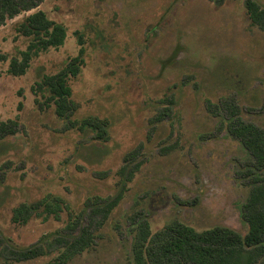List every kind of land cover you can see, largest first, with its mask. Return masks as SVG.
Here are the masks:
<instances>
[{
    "label": "rangeland",
    "instance_id": "374dc122",
    "mask_svg": "<svg viewBox=\"0 0 264 264\" xmlns=\"http://www.w3.org/2000/svg\"><path fill=\"white\" fill-rule=\"evenodd\" d=\"M245 1L44 0L0 25V56L7 57L0 61V122L19 124L0 141V264L13 250L76 237L91 218L88 199H112L123 186L103 225L91 218L94 245L67 264H134L138 223L130 218L137 212L152 236L175 221L198 232L225 227L247 234L241 209L251 185L242 175L253 169V158L228 133L225 107L237 102L242 120L264 129V29L251 23ZM254 1L264 9V0ZM39 10L65 27L66 41L34 58L24 76H11L9 61L29 42L16 27ZM79 35L85 65L69 82L77 106L71 120L108 121L105 142L90 129L69 128L53 106L40 109L32 92L77 55ZM44 96L38 94L39 102ZM173 98L171 107L166 102ZM207 101L218 106V116ZM169 106L171 119L151 124ZM141 144L143 164L127 182L118 172L132 169L124 158ZM254 172L264 177V169ZM48 194L70 207L59 221L12 223L16 207ZM70 212H83L73 233L65 229ZM54 245L47 256L21 264H49L61 252Z\"/></svg>",
    "mask_w": 264,
    "mask_h": 264
},
{
    "label": "trees",
    "instance_id": "16d2710c",
    "mask_svg": "<svg viewBox=\"0 0 264 264\" xmlns=\"http://www.w3.org/2000/svg\"><path fill=\"white\" fill-rule=\"evenodd\" d=\"M44 0H0V25L7 20L14 19L23 12L31 11L38 7ZM245 9L251 23L264 29V9L254 0L245 1ZM18 36L29 39L26 49L20 52V57H13L9 61L7 73L14 77L26 74L34 58L49 49H58L64 45L67 33L64 26L50 20L46 14L39 10L25 17L16 27ZM79 50L75 57L71 58L67 65L54 75H45L41 81L32 87L36 96L35 103L40 109L54 107L58 118L66 120L69 128L83 133L90 129L95 133L99 141H107L108 121L99 118H86L81 121L71 120L77 110L72 100V88L69 85L71 79L76 78L85 65V43L83 36H78ZM0 61H7V57L0 56ZM39 93H47L44 101L39 102ZM171 107L175 99L168 100ZM226 103L227 131L236 138L253 158V169H249L242 176L249 179L251 189L246 202L241 209L242 219L248 225L246 235H241L232 229L214 227L202 232L184 225L180 222H172L162 231L152 236L147 220L142 212L135 213L131 218L133 224H137L135 239L133 242L134 264H264V177L255 174L254 171L264 169V129L250 123H245L241 116L239 105ZM207 108L213 116L219 115V108L211 101H207ZM162 109L151 124L171 119V107ZM21 107V104H19ZM19 124L15 120L0 122V141L17 133ZM155 131V126L150 130ZM148 132L147 141L151 140L152 133ZM143 144L129 152L124 163L132 164V169L123 166L118 174L131 182L134 172L138 171L143 164ZM172 146L162 148L164 153L171 150ZM0 182L3 180L0 178ZM125 187L112 199L93 197L84 204L91 218H102L99 226L108 219L109 214L118 206L125 193ZM70 207L59 196L48 194L43 199L27 204L23 203L12 212V223L26 225L31 218H42L47 221L53 218L60 220L63 211H69ZM83 213V212H82ZM82 213L77 216L69 213V221L65 225L68 232L77 230ZM90 218L87 226H83L79 234L72 239L57 237L46 247L34 244L27 249L11 251L12 258L5 260L3 264H21L32 261L39 257L47 256L51 248L60 245L61 252L49 264H67L75 256L90 249L95 243V232L92 230L94 220ZM54 245V246H53Z\"/></svg>",
    "mask_w": 264,
    "mask_h": 264
}]
</instances>
